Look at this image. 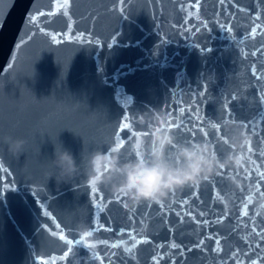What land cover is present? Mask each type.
<instances>
[{
	"label": "water",
	"instance_id": "obj_1",
	"mask_svg": "<svg viewBox=\"0 0 264 264\" xmlns=\"http://www.w3.org/2000/svg\"><path fill=\"white\" fill-rule=\"evenodd\" d=\"M59 3L0 0V264H88L87 237L75 243L87 226L84 178L45 175L55 146L77 163L85 155L84 0ZM7 135L25 138L27 155L10 153Z\"/></svg>",
	"mask_w": 264,
	"mask_h": 264
},
{
	"label": "clouds",
	"instance_id": "obj_2",
	"mask_svg": "<svg viewBox=\"0 0 264 264\" xmlns=\"http://www.w3.org/2000/svg\"><path fill=\"white\" fill-rule=\"evenodd\" d=\"M135 120L147 125L150 139L147 148L136 158H121V150L112 146L108 151L93 149L82 155L79 163L67 148L55 146L53 158L49 159L45 175L54 178L57 185L71 183L83 176L87 185H103L113 194L126 196L131 205L143 202H163L170 194L182 191L185 187L202 182L225 168H243L246 160L239 151L247 137L238 123L223 122L228 138L225 140L233 150L221 158L207 140L181 143L174 131L167 126V117L155 108L138 111ZM3 142L13 155L24 151L25 138L4 136ZM139 147L145 145L144 137L136 139ZM227 180L239 188L241 180L234 175ZM81 234L90 232L81 226Z\"/></svg>",
	"mask_w": 264,
	"mask_h": 264
},
{
	"label": "snow or ice",
	"instance_id": "obj_3",
	"mask_svg": "<svg viewBox=\"0 0 264 264\" xmlns=\"http://www.w3.org/2000/svg\"><path fill=\"white\" fill-rule=\"evenodd\" d=\"M72 2H73V0H63V3H59V4L57 5V8H58L61 12H63L64 9H68V8L70 7V4H71ZM144 2H145V5H146V4L148 3V0H144ZM151 2L154 4V3H155V0H151ZM194 2H195V0H194ZM235 2L238 3L239 0H235ZM260 2H261L262 4H264V0H260ZM123 3H124V4H129V0H123ZM238 10H239V9H238ZM37 11H39V10H37ZM42 15H43V14H42ZM128 15H129V18H131V14L129 13ZM31 19H32V20H35L36 17H35V16H32ZM120 19H121V20H125V16L122 14V15L120 16ZM225 31H231V29H225ZM257 31H258V29L255 28V27H253V28L251 29V34H252V35H255ZM157 32H159V30H157ZM184 35H187V33L185 32ZM52 39H53V41H54L55 43H57V44H59V43L61 42L60 40H56L55 37H53ZM169 39H171V37H169ZM164 42H165V41H161V43H164ZM195 46H196L197 48H201V44L199 43V40L197 41V43L195 44ZM202 51H204V52H210V51H211V48H202ZM261 51L264 52V49H261ZM262 67H264V66H262ZM254 78H256V77L254 76ZM257 79H264V75H262L261 77H259V78H257ZM210 81H211V78H209L208 81H207V84H208V85H210V83H209ZM204 86H205L204 83H201V86H200V87H201V88H204ZM198 95H200V94H198ZM208 96H209V94H208L207 91L203 92V94H202V99L200 100V102L203 103V100L208 99ZM128 100H129V104L131 105V103H132V98L129 97ZM209 100H210V99H208V101H209ZM260 100H261V101H264V96H261V97H260ZM227 115H229V118H230V119H233V117L231 116V113H227ZM126 119H127V118H126ZM241 126H242V127H245V128L247 129V131H250V132L253 131V127H252L251 124H244V125H241ZM128 127H129V125L126 123V124L124 125V128H128ZM168 127L171 128V129L175 128V135H176V137H177V141H178V142H181V143H188V142H190L192 139H197V138H199V139H203V138H204L203 136H200V137H193V136L191 135V131H195V129H193V130H191V131H188V130H185V129H184L183 125L174 124V123H169ZM215 127H216V125H213V128H215ZM206 135H207V133H206ZM211 135L213 136V142L215 143V150H216L217 152H219L221 156H223V153H224V151H225V148H227V149H231V148H232V146H231L230 144H228L226 141L221 142L219 139H217V138L215 137V132H212ZM225 135H227V132H225ZM118 139H119V138H117V140H118ZM149 139H150V137H149ZM208 142H209V141H208ZM113 143L115 144V147L118 148V149H120V150H122V149L124 148V142H123V141H120L119 143H117V142L114 140ZM242 148H247V150H248L249 152H251V150H252L251 147L249 146V142H247V141H245V143L242 145ZM105 151H108V149H105ZM22 153H24V154L27 155V153H26L25 151L21 152L19 155H21ZM136 154L139 155L138 152H137ZM0 155H2V153H0ZM261 155H264V153H261ZM121 158L124 159L125 156L122 155ZM133 158H134V157H133ZM48 161H49V160H48ZM218 175L221 177V182H223V177L226 176L227 173H226V172H222V173H218ZM259 177H260L262 180H264V173H259ZM214 180H215V177L211 178V180H210V178H205V179H204V181L208 182V183L206 184V186H205V190H206V191H210V190H211V187H212V181H214ZM198 187H199V183H196V184H193V185L189 186V187H188V190L185 191V195H188V194H190V193H191V194H194V193H192V189H193V188H198ZM91 191H92L93 193L96 194V197H95V198H96L97 200H100V196H99L98 193H99L100 191H102V189H101V188H98L96 185H91ZM174 194H175V192L172 193V195H174ZM124 198L126 199L127 197L124 196ZM185 203H187V202L185 201ZM249 203H250V201H249ZM156 205L159 206V207H157V209H156L157 211H159L160 208H163V207H164L163 202H157ZM246 206H247V205H245V207H246ZM144 207H147V204H145ZM244 215H247V212H246V211H245ZM88 226H89V228L91 229V231H90V232H85V233H83V234L80 236V239L75 241V243H76L77 245H79L81 242H83L85 237H90V236L93 235V232H94V231H98V228H97L95 225L89 223ZM56 227L59 228L60 225L57 224ZM53 234H54V233H53ZM259 237H260V242L264 241V231H261V232L259 233ZM60 239H61V240H64V239H65V237L63 236V234H61ZM130 239H131L133 242H132L131 247H126V248H125V251H127V252H132L133 249L136 248V245H137V244H141V243H146V242H147L146 240H143V239H137L136 237H132V236H130ZM66 243H67L68 245H71V244L73 243V240H67ZM122 243H123V242H122ZM216 243H217V245H219L220 241L217 240ZM88 246H89V247H94V245H88ZM112 247H113V248H116V247H118V245L114 243V244H112ZM172 247L175 248V247H177V246H176L175 244H173ZM71 251H72V249L69 248V252H71ZM65 255H67V253H66ZM238 255H239V253H237V252H233V256H234V257H237V258H238ZM153 260L156 261L157 264H158V258H157V257L153 256ZM252 264H256V261H253Z\"/></svg>",
	"mask_w": 264,
	"mask_h": 264
}]
</instances>
